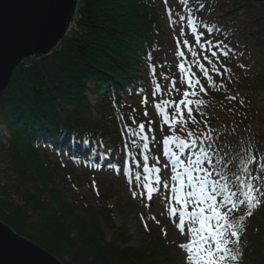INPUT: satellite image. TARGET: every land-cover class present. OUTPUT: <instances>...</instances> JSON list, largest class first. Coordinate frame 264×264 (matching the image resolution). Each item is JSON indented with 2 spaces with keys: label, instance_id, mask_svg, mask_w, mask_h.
Segmentation results:
<instances>
[{
  "label": "trees",
  "instance_id": "1",
  "mask_svg": "<svg viewBox=\"0 0 264 264\" xmlns=\"http://www.w3.org/2000/svg\"><path fill=\"white\" fill-rule=\"evenodd\" d=\"M175 1L187 4L200 36L197 41L194 35L197 47L218 83L210 82L204 86L207 90L190 98L204 102L193 111L199 123L188 119L184 125L194 136L175 125L176 136L189 143L196 139L200 146L180 150L170 141L169 148L188 162L203 159L201 151L211 144L216 149L215 167L204 166L215 172L220 167L215 162L223 158L231 169L230 183L238 182L236 177L245 178V167L252 175L264 176V101H260L264 94V0ZM161 2L163 13L169 16L166 0ZM158 8L155 0H79L76 29L49 56L31 58L19 66L0 95V124L10 134L7 145H0V154L23 203L17 204L7 189H1L0 221L63 264H186L183 252L177 249V256L171 252L178 242L170 234L158 235L156 226L146 228L152 240L145 247L107 243L99 218L106 227H115L109 199L100 197L97 207L76 199L82 197L71 170L61 162L48 163L39 147L41 142L59 147L65 132L66 143L75 149L90 148L112 136L113 151H118L123 144L118 126L123 123L133 129L143 123L148 131L150 119L163 138L173 135L168 125L165 129L158 124L159 110L152 105L145 109L139 103L143 94L149 95L150 102L158 101L175 117L172 106L183 99L165 76V30ZM89 95L96 97L95 106L89 103ZM205 135L210 139L205 140ZM249 156L255 161L245 164ZM58 181L67 182L70 193ZM118 206L122 212L123 206ZM246 211L241 206L232 214L234 221ZM245 224L240 264H264V203ZM116 228L123 245H128L126 224Z\"/></svg>",
  "mask_w": 264,
  "mask_h": 264
},
{
  "label": "rangeland",
  "instance_id": "2",
  "mask_svg": "<svg viewBox=\"0 0 264 264\" xmlns=\"http://www.w3.org/2000/svg\"><path fill=\"white\" fill-rule=\"evenodd\" d=\"M168 1L170 2V5H172L171 13L174 15L175 18L176 17L178 18V19H175L173 16H171V21L173 22L177 21L175 22L177 24H174V23L171 24V21H168L167 16L162 11L163 5H162L161 0L160 1L155 0V3L158 5V7H160L158 9L160 11L163 29L165 30L164 37L162 40V47L164 49L163 50L164 53L162 54L163 65L166 68L165 71L167 73V76L174 83L175 90L180 91L181 94H183L184 89L187 88V80H188L187 76L191 75V72L195 73L196 78L200 80L201 83L203 82L204 86L211 85L208 77H211L212 83H215V82L218 83L217 77L215 75L211 76L212 69L211 67L207 66L204 60L205 57L200 54L198 49L195 50V47H194L195 41H193V38L189 37L191 32L188 28H186L187 27L186 23L188 22V19L190 18L188 11H186L185 8L181 7L180 4H175L171 0H168ZM78 5H79V0H77V10L73 16L68 34H70V32L73 29L74 30L76 29L75 21L77 19ZM184 20L186 21V23L184 22ZM182 40H186L187 43L186 44L179 43ZM181 52L184 53L183 56L180 55ZM187 58L188 60L185 61L184 59H187ZM200 62L202 64L204 63L206 64V65L204 64L206 70L203 67H201ZM181 64L184 65V68H185L184 73H180ZM207 68H209L208 73H207L208 71ZM205 73H207V75H205ZM191 80L196 81L195 77L193 76H191ZM204 90H207V89L204 88ZM200 91L201 90H199L198 92ZM88 98H89V103L91 104V106H95L97 104L96 97L89 95ZM260 101L261 102L264 101V94L262 95ZM139 103H140V106L142 105L143 107L142 101ZM192 105H194L193 107L195 108L198 107L197 104L196 106L195 104H192ZM114 114L115 113L113 112V115ZM113 115L110 114L108 116L112 118ZM204 117H206V114ZM111 124L112 126L114 125L113 122H111ZM118 128L120 130L119 126ZM158 129L160 130V128ZM0 132L1 133L3 132V136L0 135V145H7L10 139L9 131L5 130L3 125L0 124ZM62 133L63 135L66 134L65 132H62ZM155 136H157L156 133H155ZM104 139H105L104 142H101V143L96 142L97 145L94 150L100 154L102 152L109 154V152L107 153V151L110 150L109 147H111L112 145L113 138L112 136H108V137H105ZM158 140L159 139H155V143L158 142ZM155 150L157 151V152L155 151L156 153L158 154L160 153V145L158 143H157ZM41 154L43 157H45L46 161L50 164L52 163L57 164L58 158H63V161H64L63 163L67 164L66 166L67 169L71 170L69 172H71L74 178L76 190H78V194L82 197V198L76 197V199L77 198L79 200L82 199L84 202L91 204L93 207H97V204H98L97 200L100 197H106L109 199V204L111 205V207H113L112 218H113L115 227H112V226L106 227L104 224V220L102 218H99V220L102 223L100 224V226L104 232V236H105L104 239L107 243L115 242L118 246L122 245V247H125V248L126 247H132V248L145 247L143 244L144 243L147 244V242L152 240L151 234L147 233V229H145V223H147V227L149 228L153 226H157L160 229H162L163 232H160L158 228H154L156 233L160 236L163 233H167L172 236L171 240H174V242L177 241L179 243L180 241L182 242V244H186L187 242H189L188 240L190 238L189 236H187L188 229H186L187 231L185 230L186 232L184 233L185 235L181 234V232L179 231V228H177L176 226L178 224L179 217L176 216V218H174V221H172V218H171L172 217L171 208L173 207L171 205L173 204L175 206L177 205V209H181L180 205L176 204L175 201L171 203L172 201L171 192H170L171 186H169L168 188L159 186V189H156L155 193L153 194V199L149 201L147 199V190L143 192V195L137 194L142 188L141 185L143 181V171L141 169H139V171L133 172V170H131V167H129V165L127 164L125 166V168L127 169V172L125 173H123L122 170L119 169V170H114L110 172L103 171L101 174L95 175L92 177V174H89L90 173L89 170L84 168L83 163H82L83 161L81 160L80 163H73L71 160L67 158L65 150L64 152H62V154L59 157L57 156L55 151L51 150L50 148L45 147V149L44 148L41 149ZM94 156H96V154ZM78 157L81 159V158L87 157V155H85V152H82V153H79ZM120 158H121V153L115 154V158L113 162L115 161V163H117V160H120ZM138 173H139V179L136 178ZM161 176L162 175H159V177ZM95 182H97V185ZM58 183L63 186L66 192L70 193L71 187L67 182L63 181V183L62 182L60 183V181H58ZM3 188L7 189L8 195L10 196L11 200L15 201L19 205H23L20 198L16 195L14 177L7 170L5 158L3 157V155L0 154V199L2 198L1 189ZM133 193H135L136 195L134 196ZM166 196L168 197L167 200H165ZM45 202L47 201L45 200ZM118 205L123 206L122 212L120 211V208ZM27 210L30 211L29 208ZM97 211H99V209ZM0 222L3 223L2 221ZM122 224L124 225L126 224L127 234H128V237L130 238V243L128 245H123L122 240L118 237V232H117L118 228L116 227H119ZM186 227L188 226L186 225ZM142 229L146 230V232H142ZM17 235L21 237L19 234ZM21 238L25 239L24 237H21ZM180 245L181 244L179 243V245L176 246V248L174 247L171 249L173 256L175 255L177 256L179 254L177 249L180 248ZM180 258L182 259L181 254H180ZM57 260L61 264H63L60 261V259H57Z\"/></svg>",
  "mask_w": 264,
  "mask_h": 264
},
{
  "label": "snow or ice",
  "instance_id": "3",
  "mask_svg": "<svg viewBox=\"0 0 264 264\" xmlns=\"http://www.w3.org/2000/svg\"><path fill=\"white\" fill-rule=\"evenodd\" d=\"M196 25L192 24V32L196 36V40L200 39L197 34ZM179 43L186 44V40ZM184 55L183 52L180 53ZM216 55L215 52L212 54ZM227 55V53H225ZM202 67V66H201ZM153 72L155 69L152 70ZM184 65H180V73H184ZM207 75V73H205ZM211 82V77H208ZM199 86L201 91H204V86L197 80L195 83L191 79L187 80V87L189 90ZM215 87V84H212ZM156 91H160L159 85L156 86ZM195 96L194 91L183 92V99L179 100L178 104H173L172 111L176 112L175 117H171L170 111L161 104L157 103L155 108L160 111L164 122L168 124L169 128L173 130V135L165 137L163 144L165 147V155L169 156L174 161V166L179 164L182 172L177 171L176 175L172 177L174 181L178 182L170 188L171 199L179 204L184 210L179 212V219L177 227L181 234L185 233L186 224L190 233V240L186 244H181L180 247L186 252V264H240L243 258V251L241 245V236L246 228V218L253 214V211L264 203V176H255L249 172L245 167L243 170L247 174L244 179L236 177L238 182H229L228 172L231 171L227 167V162L222 158L216 161L220 167L215 172L209 170L204 165L213 164V157L216 154V149L212 145H208V150L201 151V158L195 160L189 159L187 164L175 151L169 148L170 141L180 150L198 148L200 145L196 139L190 143L186 140H181L179 136L175 135V125H181V130L186 131V135L192 137L195 135L192 131H187L184 125L191 119L193 124L199 123L192 115L193 108L189 96ZM228 99H235L229 97ZM147 104V100L144 101ZM167 103V102H165ZM203 101H198L197 105H203ZM185 109H187V119H185ZM148 115L147 112L144 113ZM140 131H145V125H139ZM148 136L141 137L142 140L147 141ZM155 139V137H153ZM205 140L210 137H204ZM143 148H149L148 143L143 144ZM144 161H148V157H144ZM255 157L249 156L245 160V164L254 163ZM215 167V165L213 164ZM264 168V165H261ZM149 171L148 168L144 169ZM156 173L160 172V168L152 169ZM195 173H202L196 175ZM139 179V173L137 174ZM261 181V183H257ZM156 183H162L160 177L157 176ZM147 199L151 201L153 194L156 191L153 187L147 186ZM164 188H168V184H163ZM99 194V193H97ZM135 196L136 194L133 193ZM143 195V194H141ZM168 197H165L167 200ZM191 206V211H188ZM241 206H246L245 215H241L238 220L234 221L233 213L239 211ZM171 215L176 217L177 210L175 207L171 208ZM154 219V217H153ZM147 228V223H145ZM166 235V233H165Z\"/></svg>",
  "mask_w": 264,
  "mask_h": 264
},
{
  "label": "water",
  "instance_id": "4",
  "mask_svg": "<svg viewBox=\"0 0 264 264\" xmlns=\"http://www.w3.org/2000/svg\"><path fill=\"white\" fill-rule=\"evenodd\" d=\"M77 0H0V95L25 61L49 56L64 40ZM0 264H61L0 222Z\"/></svg>",
  "mask_w": 264,
  "mask_h": 264
},
{
  "label": "bare ground",
  "instance_id": "5",
  "mask_svg": "<svg viewBox=\"0 0 264 264\" xmlns=\"http://www.w3.org/2000/svg\"><path fill=\"white\" fill-rule=\"evenodd\" d=\"M44 146H48L47 144H45V143H42ZM111 147L113 148V146L111 145ZM122 148H123V150H124V146H122Z\"/></svg>",
  "mask_w": 264,
  "mask_h": 264
}]
</instances>
